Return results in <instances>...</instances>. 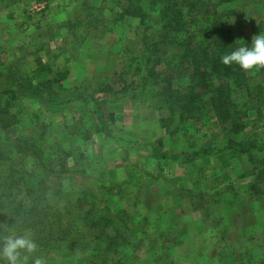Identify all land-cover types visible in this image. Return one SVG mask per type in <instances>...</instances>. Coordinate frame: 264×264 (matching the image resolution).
<instances>
[{
  "label": "rangeland",
  "instance_id": "obj_1",
  "mask_svg": "<svg viewBox=\"0 0 264 264\" xmlns=\"http://www.w3.org/2000/svg\"><path fill=\"white\" fill-rule=\"evenodd\" d=\"M237 1L232 19L240 23L237 31L244 38L253 26H264V0ZM116 2L0 0V88L11 79L22 80L13 103L18 109L14 136L38 138L44 153L27 159L14 158L16 153L13 160L10 155L0 164V175L13 181V168L36 165L39 179H33L31 194L48 207L38 224L45 225L48 244L37 242L34 255L45 264L222 262L218 255L227 245L244 242L263 220L264 190L252 186L251 180L259 178H254L247 154L224 148L213 113L190 117L185 124L166 121L161 98L137 84L146 32L139 18L123 12L127 1ZM225 5L236 6L233 1ZM121 13L126 19L120 24L113 17ZM88 23L93 26L84 38ZM46 67L65 74L60 87L45 84L51 77L46 71L34 84L25 78ZM156 69L175 82L187 76L185 67L164 63ZM165 84L162 80L155 89ZM235 89L237 96H245L242 86ZM58 91L72 101L52 105L47 96ZM90 94L103 100L99 108L83 98ZM99 109L108 128L97 123ZM251 117L244 134L264 135V115ZM6 134L0 130L2 142ZM4 142L10 144L8 138ZM151 143L160 154L206 143L213 149L182 163L157 160ZM11 219L9 227L21 225L20 230L32 234L28 219ZM263 237L261 233L258 243L263 244ZM242 254L238 264H261L259 257L264 258L257 245Z\"/></svg>",
  "mask_w": 264,
  "mask_h": 264
},
{
  "label": "trees",
  "instance_id": "obj_2",
  "mask_svg": "<svg viewBox=\"0 0 264 264\" xmlns=\"http://www.w3.org/2000/svg\"><path fill=\"white\" fill-rule=\"evenodd\" d=\"M126 1L127 8L125 10L127 11L122 9L123 12L130 19L139 18V23L146 32L144 40L147 42L142 51L141 64H139L142 65L141 72L143 70V73H140V66L137 74L142 75L138 78L137 84L139 83V86L145 87V89L150 88L149 90L154 97L161 98L163 108L168 110L169 116L166 119L168 123L180 124L181 121H184L185 124V121L190 117L199 118L201 115L213 113L217 123L220 124L224 148L247 154L248 160L252 164L254 178L256 176L259 178L256 182H253L254 179L251 180L252 186L264 190V156L257 155V153L264 151V135L260 136V134L255 133L247 136L244 134V130L250 127L251 116L257 119L264 115V69L243 72L236 65L225 66L220 63V57L237 46L236 41L243 39L245 43L250 44L253 31L255 34L264 32V26L258 30L254 29L259 25L253 26L247 37L240 36L237 31L238 28L240 30V23L237 26L235 23L238 20L232 19L237 8V0ZM229 1L235 3L234 9L225 5ZM122 15L123 13L117 18L114 16L113 20L120 21L121 24L126 19ZM92 26V23L85 25L87 29L82 32L84 38L89 34L88 28ZM59 27L57 26L56 32ZM0 62L1 68L4 63L3 61ZM164 63L168 68L185 67L186 69L182 70V72L187 73L184 81L175 82L164 77L162 72L155 70L156 67L164 66ZM43 71L51 74V77H48L45 82L46 85L58 84L57 86L60 87L58 82L65 77V74H61V71L54 70L52 67H46L42 70L39 68L37 70L39 73L26 74L25 78L31 79L32 84H34L36 76L39 77ZM257 74L260 77L259 81H256ZM162 80H165L166 84L161 86L160 90L155 89V86H158ZM21 83L22 80L11 79L5 84V88H0V130L7 131L4 141L8 138L10 142L8 144L0 140V164L9 161L10 155L12 159V155H16V153L18 157L15 156L14 158L18 159L20 157L22 159L23 156L27 159V157L35 154L40 157L44 154L37 142L38 138L35 141L30 135H26L22 139L14 136L18 109L15 110L13 103L17 101L18 91L16 88L24 87ZM241 86L246 91L245 96L242 97L237 96L235 89ZM68 96L58 91L53 96H47V101L52 105H59L72 101V98L70 99ZM77 97H81V95L78 94ZM85 97L83 98L90 100L98 108L103 101L101 98L94 97L93 94ZM98 114L97 123L100 124L101 128H108V123L102 119L100 109ZM210 145L206 143L204 146H197L188 151L182 150L176 153L164 151L160 154L151 143V149L157 160L170 159L183 163L196 160L203 154H208L213 149L210 148ZM12 160L13 165L16 161ZM29 167L31 169L13 168L12 172L15 175L13 181L8 180V177L4 175H0V227L11 223V216H16L17 219H28V226L32 228L33 238L40 245H45V241L48 244V238L46 239V236L42 234L45 232L43 230L45 225L38 224L45 216L43 211H46L48 207L43 208L42 202L33 199L34 195L31 194L32 181L39 179V177L34 175L36 165L32 164ZM60 169L61 166L56 170V173ZM9 207L22 210L16 212L14 209H9L7 211ZM18 224H22V219ZM37 226H39L38 229ZM16 227L20 230L21 225ZM253 231V235L245 236L244 242L231 246L228 244L226 252L218 255L219 259L223 258L225 261L222 260L223 263L217 261L213 264H238L237 260L240 259L241 254L243 253L242 256H244V252L253 245L262 246L264 250V237L262 238L263 244L258 243L261 233L264 235V216L263 220L259 222L258 228H254ZM115 239L116 237L112 240ZM257 250L260 252L261 248ZM259 259L260 263L264 264V258L259 257Z\"/></svg>",
  "mask_w": 264,
  "mask_h": 264
},
{
  "label": "clouds",
  "instance_id": "obj_3",
  "mask_svg": "<svg viewBox=\"0 0 264 264\" xmlns=\"http://www.w3.org/2000/svg\"><path fill=\"white\" fill-rule=\"evenodd\" d=\"M237 46L220 57L225 66L236 65L243 72L264 69V32L251 37V42L236 41ZM38 244L28 230L15 225L0 227V264H45L42 256H35Z\"/></svg>",
  "mask_w": 264,
  "mask_h": 264
}]
</instances>
